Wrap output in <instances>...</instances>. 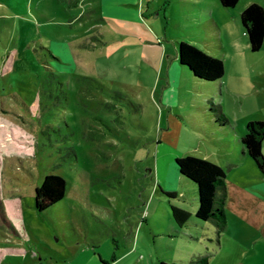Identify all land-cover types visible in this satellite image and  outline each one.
Here are the masks:
<instances>
[{"label":"rangeland","instance_id":"374dc122","mask_svg":"<svg viewBox=\"0 0 264 264\" xmlns=\"http://www.w3.org/2000/svg\"><path fill=\"white\" fill-rule=\"evenodd\" d=\"M251 4L264 8V0L231 10L218 0H0V264H179L185 253L205 254L173 233L184 232L170 204L195 206L175 158L203 155L193 149L201 142L215 151V86L176 76L175 44L225 55V78L260 89L248 104L264 118V51L250 52L240 23ZM199 120L205 135L191 129ZM50 175L65 181V195L37 212L35 188ZM172 191L184 197L168 199Z\"/></svg>","mask_w":264,"mask_h":264},{"label":"crops","instance_id":"0c3cea01","mask_svg":"<svg viewBox=\"0 0 264 264\" xmlns=\"http://www.w3.org/2000/svg\"><path fill=\"white\" fill-rule=\"evenodd\" d=\"M204 21L207 22V26L213 25L216 28V22L210 13L207 14ZM246 52L247 49L244 47L242 50L243 57L246 56ZM221 61L226 63L225 55L222 56ZM241 65L236 64L238 70L234 72L235 78L239 81L243 80L244 74L243 70L240 71ZM224 69V76L210 90L213 93L212 101L217 103L227 119L230 130L217 128V125L211 122L213 128L220 131L217 135L218 140L211 141L215 151L206 149L202 142L200 145L195 144L193 149L202 148L204 154L199 153V156L195 157L210 161L225 170L224 210L226 225L216 241L214 226L211 223L198 222L195 218L196 206L192 205L187 210L190 213V221L188 224L179 227L184 233H177L176 231L173 233L194 239L205 250V254L185 253L181 261H175L179 264L197 256H207L208 264H264V178L240 144V139L245 134V127L248 122L264 121V118L254 113L261 111V107H256L254 112H250V104H248L252 96L258 95L260 89H236L235 84H231L225 78V66ZM181 70L183 71L179 64L175 66L176 76L181 75ZM253 91L256 92V95H253L255 93ZM196 122L197 124H192L191 129L198 136L205 135L204 130H202V120ZM199 122L201 127L196 129ZM197 139L200 138L197 137ZM262 154L264 156V142ZM189 155L193 156V151L188 150L186 155L178 157ZM178 176L180 179L182 178L179 174ZM172 193L176 194V198L179 196L177 192L172 191Z\"/></svg>","mask_w":264,"mask_h":264},{"label":"trees","instance_id":"16d2710c","mask_svg":"<svg viewBox=\"0 0 264 264\" xmlns=\"http://www.w3.org/2000/svg\"><path fill=\"white\" fill-rule=\"evenodd\" d=\"M224 9L235 8L239 0H218ZM243 33L247 38L250 52L264 51V8L251 4L240 15ZM176 59L193 80L198 83L217 84L224 76V64L221 60L212 58L194 46L186 43L175 44ZM59 62L58 59L52 58ZM59 69H61L59 67ZM209 116L218 128L229 129V124L220 108L209 102ZM225 128V129H224ZM220 132V131H219ZM264 141V121L248 122L245 134L240 139L243 151L254 162L259 173L264 178V156L262 144ZM178 174L188 182V193L196 206L195 218L201 223H211L214 226L216 241L226 225L224 202L226 197L225 172L219 166L192 156H181L175 159ZM66 192V183L59 176H45L39 187L34 191V208L37 212L60 202ZM168 199L176 198L175 193H165ZM179 197H184L179 195ZM171 217L176 226L182 227L190 221V213L170 204ZM181 264H208L207 256H197L180 262ZM160 264H167L160 262Z\"/></svg>","mask_w":264,"mask_h":264}]
</instances>
